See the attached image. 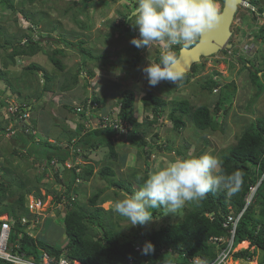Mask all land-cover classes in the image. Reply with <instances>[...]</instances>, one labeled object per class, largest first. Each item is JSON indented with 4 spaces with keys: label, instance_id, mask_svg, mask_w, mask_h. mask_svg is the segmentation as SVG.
Instances as JSON below:
<instances>
[{
    "label": "rangeland",
    "instance_id": "obj_1",
    "mask_svg": "<svg viewBox=\"0 0 264 264\" xmlns=\"http://www.w3.org/2000/svg\"><path fill=\"white\" fill-rule=\"evenodd\" d=\"M247 1L251 6H247ZM245 2L241 7L238 6L230 26L229 41L234 45L232 48L235 50V55L228 56L225 54L224 51L226 50L224 49L228 48L224 47L221 49L224 51L220 50L201 56V60L192 64L191 71L188 72L195 73L194 76H191L187 83L182 82L183 80L180 81L173 92L167 94L160 88L163 81L155 87H150L145 74L142 72V68L148 63L149 56L157 58L160 52L165 50L163 45L155 43L150 51L146 47L137 48L130 43L132 38L139 37V29L127 21L126 15L135 8L137 0H97L92 7L87 8L81 7L82 0H36L33 3L28 0H13L14 8L6 7L0 0V45L11 46L10 43H6V40L16 45L23 44L25 41L23 34L25 33H32L31 35L36 39L41 34L42 50L34 56H17L15 58L16 64H10L7 68L11 83L20 87L22 94L12 92L10 83L6 79L0 80V98H4L9 103V107L0 103V122L8 128L7 133L0 132V167L4 165L7 168H12V177L14 175L17 178L22 176L24 181L28 178L30 183L27 188L39 185L41 194L44 196L36 197L35 190L27 194L26 202L32 215L31 218L29 216L22 217V224L24 219L30 221V224L27 225L30 234H33L35 238L40 237L60 247L67 243L68 238L64 231L63 220L68 210L67 205L66 202L56 205L53 193L55 190L58 192L64 190V184L58 182V177L63 182L67 173L59 174L57 177L56 169L59 167L63 169L61 163H56L54 167L42 163L40 159L36 158V155H30L25 147L21 146V140L16 137L21 132L20 122L16 121L20 115H15L16 110L21 106L28 107L25 113L26 117L23 120L29 124H32V119L36 120L38 139H52L53 142H62L60 140L68 135L67 129L77 128L83 120H85L83 124H85L86 129L99 127L100 120L98 117L102 119L99 116L100 113L105 114L103 110H93L89 117L84 119L81 112L68 110L63 105L69 103L72 106H82V100L87 96L85 94H91L89 96L91 99L94 95H102L105 92L100 91L104 88L108 89V81H115L119 85L115 89L112 87L110 90H106L109 92L106 103L107 113L105 114L107 118L109 117L108 124L112 123L113 120L118 121L120 119L117 111L119 110L121 91L125 88L134 90L136 92L135 115L142 122L138 131L145 135L146 141L149 143L146 150L148 153L151 150L152 153L151 157L147 159L146 153H143V148L139 144L125 140V137L116 131L114 143L120 159L108 162L114 168L117 167L115 179L125 180L133 189L137 188L140 185L137 183L139 181L137 179L146 174L147 163L150 165L149 174L160 167L163 161L181 156V151L183 156L210 152L220 158L222 149L234 146L250 124L255 122L256 118L264 116V89L261 95H256L257 89H259L256 84L261 81L263 76L261 78L255 77L256 84L252 83L250 77L253 66L258 70L264 68V12L260 14L261 18L257 16V20H255L256 16L255 18L253 16V13L259 8H264V0H246ZM220 7L222 11L221 4ZM258 23L263 24L260 26L257 25ZM31 27L33 31L29 29ZM258 27H260V31H257ZM63 38L75 43L83 39L85 40L84 47L91 49L96 56H100V59H91L85 64V67L90 69L94 75L91 76L85 70L81 72L79 86L71 92L61 91L60 86L64 77L76 72L78 66L82 64L81 56L74 47H66V54L58 55L66 65L65 72L56 69L50 60V53L53 49L64 48V43L60 41ZM248 39L255 41L257 47L251 55L246 56L241 54V48ZM198 40L186 48H192ZM182 48L183 46L180 45L173 46L172 50L177 58L180 56ZM10 52L11 47H0V67H3L4 60L8 58ZM137 53L140 59L135 63L134 58ZM248 59L249 65L246 64ZM32 62L41 64L51 75L56 76L52 83V91L40 98L38 95L40 90L42 92V85H44V73L42 71L35 74L29 73L26 66ZM256 71L253 73L255 74ZM209 78L221 80V84L213 91L204 87ZM86 82L89 83L90 87L83 86ZM232 82H235L237 86L235 94L225 101L222 106L223 109L217 115L213 113L214 117L223 123V129L201 131L196 128L191 119L186 120L185 127L176 129L173 121L168 118L173 105L184 99H188L193 107L208 105L214 112L221 93L228 89L225 84L229 85ZM5 91L7 94L4 93ZM34 91L36 92L33 94ZM149 91L158 96H163L168 101V106H164L162 119L154 124L150 121L155 120V116L144 107L143 102V97ZM113 92L117 94L115 95ZM8 94L10 95L8 96ZM31 94H33L32 97L26 96ZM21 101L23 105H20ZM30 103H33L35 107L29 106ZM225 108H228L227 112ZM29 116L30 119H27ZM128 127L130 133L132 127L130 125ZM82 132H86V130ZM156 133L159 134L158 138L154 137ZM159 145L163 147L161 150L157 148ZM107 153L108 148L101 145L96 151L88 152L87 158L79 154L75 158L73 157L72 160L74 161L70 160V162L73 166H77L86 164L88 161H94L97 163L96 172L102 167L101 164L106 160ZM99 177L97 175L93 180L79 185L82 191L74 196L77 203L80 202L87 208H93L89 203V197L98 189L108 185L111 180V178H104L105 181ZM17 187L16 183L12 185L11 190L14 191V194L4 200L0 207L3 205L10 206L8 204L18 198L20 190ZM113 188L104 191L103 198L105 197L106 200L100 198L97 207L102 206L107 211H113L114 202L126 195L122 192L117 194ZM115 194L119 196L116 197ZM162 211L165 212L163 209L159 210L157 217H154L153 221L148 222L147 225L127 227H124L128 223L127 219L113 211L114 216L111 219L113 233L115 236L121 237L124 233H133L132 231L135 229L147 232L150 228H159L161 225L178 222L187 210L183 208L178 214H165L161 213ZM3 217L5 218L6 214H3L0 219ZM247 247L249 246L247 245ZM236 248L242 249L244 247L239 248L238 245ZM175 259L176 263L191 264L195 258L185 262L180 260L179 253H177ZM253 261H256V264H264V251L258 248ZM1 262L2 264L7 263ZM236 262L248 264L252 261L247 263L234 257L228 259V264H236ZM76 263L79 264L80 262L76 261Z\"/></svg>",
    "mask_w": 264,
    "mask_h": 264
},
{
    "label": "trees",
    "instance_id": "obj_2",
    "mask_svg": "<svg viewBox=\"0 0 264 264\" xmlns=\"http://www.w3.org/2000/svg\"><path fill=\"white\" fill-rule=\"evenodd\" d=\"M1 1L6 7L14 8L13 0ZM28 1L33 3L36 0ZM96 1L97 0H82L81 7H92ZM263 12V7L255 11L253 13L254 18L256 16L255 20H257L258 14ZM114 26L117 27V25ZM29 29L33 31L32 27ZM31 34H23V37H25L23 44L16 45L15 43L6 40V43H10L11 46L6 44L0 45V47H11V52L8 54V58L4 60L3 67H0V80L6 79L10 83L9 86L11 91L17 92L19 95L22 94L21 88L16 87L11 83L7 68L10 64H16L15 58L17 56H34L42 50V42L40 41L41 34L37 39ZM60 41L64 43V48H55L50 53V60L56 69L61 72H65L66 70L65 63L58 56L59 54H66V47H74L82 59V64L78 66L77 71L70 73L68 77H64L60 86V90L63 92L75 91L79 86V75L81 72L85 70L91 76L94 75L90 69L85 67V64L91 59H100V56H96L91 49L84 47L85 40L83 39L78 43L65 38ZM224 53H227V50L224 51ZM139 59L140 56L137 53L134 58L135 63ZM242 61L244 62L243 59ZM247 61H249V59L246 60V64L249 65L250 62ZM127 62L130 63L129 60H127ZM254 67L255 66H253V70L250 71L252 83L256 84L255 77L261 78V76H263L261 81L256 84L259 88L257 89L256 95L259 96L264 89V68L258 70ZM26 70L29 73L34 74L39 71L44 73V85H42V92L40 90L38 95L39 98L44 96L47 92L52 91V83L55 81L56 76L51 75L37 62H32L27 65ZM253 71H256L255 74ZM261 73H263V75H261ZM194 74L186 73L182 82L187 83L190 80V77L194 76ZM108 82V89L104 88L100 91L107 94L103 93L102 95H94L92 99L89 97L91 94H85L87 96L82 100L83 106L82 108L79 107L80 110L77 109V106H72L69 103H65L63 106L68 110L81 112L84 119L89 117L90 107L91 109L98 107L97 109H102L103 113L106 114V103L109 93L106 90H110L112 87L115 89L116 86L119 85L115 81ZM179 83L175 85L171 82L163 81L160 88L164 93L171 94ZM220 84L221 80L209 78L204 87L213 91L214 88L218 87ZM83 86L86 88L88 86L90 87L88 82L83 84ZM225 86H227L228 89H225L226 93H221L214 108V112H212L210 107L205 104L193 107L188 99L180 100L174 104L170 109L168 116L173 121L175 128L180 129V127H185L187 123L186 120L191 119L196 128L201 131H217L223 129V123L218 121L213 113L217 115V113L223 109L222 106L225 101L232 97L237 89L235 82H232V84L229 85L225 84ZM36 91H34L33 94ZM4 93L7 94L6 91ZM113 93H115V95L117 94L116 92ZM33 94L26 96L32 97ZM9 95L10 94H8V96ZM0 100L1 105L9 106V103L6 102L4 98H0ZM143 102L145 108L155 115V120L150 121V123L153 124L158 121V116L164 112V106H168V101L163 96H158L151 91L146 93ZM135 104L136 92L129 88L122 90L119 99V118L121 121L127 122L132 127V132L128 135L129 141L139 144L143 148V153H146L148 157L147 159H149L151 150L148 153L146 147L149 143L145 141L144 135L140 134L138 131L142 122H140L135 115ZM20 105H23L22 101ZM30 105H33V103H30L29 106ZM33 107L35 106L33 105ZM25 111H27V107L21 106L15 115H20V112L25 113ZM225 111L227 112L228 108H225ZM16 119L20 122V128H22L21 132L16 136L21 140V146H24L30 155H36V158L40 159L42 163H46L47 165L53 167L56 163L65 165L67 160H72L73 157L75 158L76 155L79 154L87 158L89 150L97 149L101 145H105L109 149L106 154L107 158L105 157L106 160L120 159V155L117 152L114 143L115 130L111 126L90 127L86 129V132H82L85 130V124H83L85 120H83V122L75 129L69 128L68 130L66 128L68 135L66 138H63V140H65L64 142L62 139L60 140L63 142L62 143L57 141L53 142L52 139H38L36 135V133H38V126L35 119L31 120L32 124H29L23 119H19V116ZM7 131V126L2 125L0 122V132L5 134ZM157 148L161 150L163 147L159 145ZM80 149H82V151L78 152ZM16 152L18 151L16 150ZM180 154H183L182 151ZM219 159L221 160V166L226 173L230 174L234 171H239L242 174L243 182L239 190L230 197L223 191L216 194L209 193L203 201L185 206L184 208L187 211L178 222L161 225L158 229L150 228L147 232L135 229L132 231L133 233H124L121 237L114 235L113 226L111 225V219L114 216L113 211H107L102 206L97 207L99 199L103 198L104 191L111 186L117 188L115 191L117 194L122 191L126 192L127 195L132 193L133 188L127 184L125 180L115 179L116 172L110 165L103 164L98 173L95 172L97 163L94 161H88L86 164H79L70 168L67 166L63 169L60 167L58 169L55 168L57 171V177L59 174L67 173L66 179L63 182L58 177V182L64 184V190L61 192L55 190L53 192L56 199V205L61 203L65 197L71 200L72 195H76L82 191V188L79 186L81 183L89 182L97 177V175L103 179L111 178L108 186L98 189L97 192L89 197V203L93 208H87V206L81 205V203H77V201H71V203L68 202V210L63 219L65 227L64 231L66 232L68 241L64 246L60 247L54 245L40 237L35 238V236L30 234L27 230V225L30 224V221L25 225L22 224V217L29 216V218H31L32 215L26 202L27 194L35 190L36 197L44 196L41 194L39 185L27 188V185L30 183L28 178L24 181L22 176H18L17 178L13 174L14 176L12 177V168H7L4 165L0 167V204H2L4 200H7L10 195L14 194V191L11 190L13 184L16 183L18 186L17 189L20 191L18 198L11 204H8L10 206L3 205L0 207V215L9 213L10 217L12 216L16 219V224L12 232V239L14 241L19 240L21 245L20 250L25 251L30 255H34L38 262H42L43 254L48 252L53 259H59L61 256H64L70 261L79 260L82 264H145L147 262L152 264L173 260L174 254L178 252L180 260H184L185 262H188L191 258L199 257L210 264L219 254L221 250L220 248H223L224 245L226 246L224 243L221 246L214 243L210 240L211 236H227L230 234L228 232V227L224 226V222L229 214L232 213L237 215L244 209L246 204L245 198L251 185L257 183L264 171V116L256 118V121L250 124L234 146H231L228 149H222ZM122 162H124V160H122ZM147 164L148 168L146 169V174L137 179L139 180L137 181L139 183H141V181L148 175L150 165L149 163ZM13 180L15 183L12 182ZM104 180L106 181V179ZM117 194H115L116 197L119 196ZM103 200H105V198H103ZM158 212L159 210L153 213L154 217H157ZM161 213H164V211ZM20 231L23 232L22 237L19 236ZM245 240L250 241L251 246L234 252L233 256L235 259H254V256L258 252V248L264 251V180L259 186L254 200L246 209L238 223L234 241L235 246L239 244V248L247 247L249 242ZM147 241H151L154 244V252L144 255L142 252L136 251L135 246L137 243L141 242L144 245ZM163 248H173L174 251L172 254H162ZM131 258L133 259L132 263L130 261ZM0 264H2L1 261ZM5 264L11 263L7 262ZM236 264H239V262H236ZM248 264H256V261H252Z\"/></svg>",
    "mask_w": 264,
    "mask_h": 264
},
{
    "label": "clouds",
    "instance_id": "obj_3",
    "mask_svg": "<svg viewBox=\"0 0 264 264\" xmlns=\"http://www.w3.org/2000/svg\"><path fill=\"white\" fill-rule=\"evenodd\" d=\"M245 1L246 0H242V5L246 3ZM247 6H251L249 2ZM258 16L259 18H261L260 14H258ZM126 19L133 27H138L139 29V37H134L130 41L133 46L137 48L146 47L151 51L155 43H161L165 49L160 52L157 58H152V56H149L148 63L142 68V72L146 76L148 85L150 87H155L161 81H168L176 85L184 79L186 73L182 69L177 67L178 58L172 50L173 46L180 45L183 47H187L191 45L192 42L198 40L205 31L219 24L221 21V7L218 3V0H137L135 8L126 15ZM262 24L258 23L257 25L262 26ZM257 31H260V27H258ZM253 42L255 43V41ZM25 113L20 112L19 119H24V117H26ZM163 114L164 113L158 116L157 122H160V120L162 119L161 116ZM108 118L107 120H102L103 117L102 119L98 117V120H100L99 127L111 126L113 127L115 132H120L121 135L125 137V140L129 141L128 135L132 132L131 130V132L129 133V124L121 120H113L112 123L108 124ZM27 119H30V116ZM154 137L158 138L159 134L155 135ZM154 143L156 144V141H154ZM102 146L107 147L105 145ZM96 150L97 149H91L88 152ZM81 151L82 149L78 150V152ZM113 160L116 159H107L101 165H109L108 162H111ZM67 161L68 162H66L65 165L61 164L63 165V168L65 166H69V168L73 166L70 160ZM221 164L222 162L218 158V156L210 152H204L199 155L186 156H183V154H181V156L179 157L165 160L162 162V165L160 167L151 171L141 181V183L137 182L140 185L137 188H134L131 194L127 195L126 192L121 191L126 195L114 202L113 211L114 213H118L121 217L127 219L128 223L124 227L143 226L148 222L153 221V213L157 210L163 209L165 210V214H178L180 210L185 206L191 203H199L203 201L209 193L216 194L223 191L227 196L230 197L234 195L241 187V184L243 182L242 174L239 171H234L230 174L226 173L223 170ZM114 170L115 172H117V167L114 168ZM263 174L264 171L257 183L252 185L258 184L259 188L264 180V178L262 179ZM111 188L113 187H110L109 189ZM113 189L116 190L117 188L114 187ZM74 196L75 195L71 196V200L64 196L65 198L63 197L64 200H62L61 203L66 202L67 205L68 202H76ZM4 214H6V217L0 219V224L4 221H8L11 224V231L8 242L11 245H18V247L14 248L15 254L23 256L26 260L33 264H58L61 259H65L71 264H75L76 261H79H70L64 256H61L59 259H53L48 252H45L43 254L42 262L36 261V257L34 255H30L27 252L20 250L21 245L19 243V240L14 241L12 239V232L16 224V219L12 216L10 217L9 213ZM2 215H0V217ZM27 222H29V220H26L25 223L23 222V225H25ZM228 232L230 234L227 236H211L210 240L214 243H217L219 246H221L223 243L227 246L229 242L232 241V251L228 256L229 259L230 257H234V252H237L241 249L236 248L239 244L235 246L234 241L236 233L234 237L231 238L232 234L230 232V227H228ZM19 236H23L22 231L19 232ZM214 237L222 238V240L214 241ZM248 242V246L250 247L251 243L250 241ZM226 246L224 245L223 248H220V252ZM137 247L140 248L138 249ZM135 249L138 252H142V254L144 255H148L155 251V246L151 241L145 242L144 245L139 242L136 244ZM173 251V248H163L162 254H172ZM177 253L174 254L173 260L161 261L152 264L176 263L175 257ZM241 260L248 263L253 261L254 259L246 260L241 258ZM0 261L17 264L3 258L2 256H0ZM130 261L132 263L133 259L131 258ZM225 261L226 253H220L217 255L212 264H225ZM79 264L82 263L80 262ZM145 264L151 263L147 262ZM195 264H208V262L201 259L196 260Z\"/></svg>",
    "mask_w": 264,
    "mask_h": 264
},
{
    "label": "water",
    "instance_id": "obj_4",
    "mask_svg": "<svg viewBox=\"0 0 264 264\" xmlns=\"http://www.w3.org/2000/svg\"><path fill=\"white\" fill-rule=\"evenodd\" d=\"M242 0H224L221 21L215 27L205 31L199 41L192 47L181 49L177 67L185 73L191 71L192 64L199 62L201 56L215 53L224 47L231 49L234 45L229 41L230 26Z\"/></svg>",
    "mask_w": 264,
    "mask_h": 264
},
{
    "label": "built area",
    "instance_id": "obj_5",
    "mask_svg": "<svg viewBox=\"0 0 264 264\" xmlns=\"http://www.w3.org/2000/svg\"><path fill=\"white\" fill-rule=\"evenodd\" d=\"M249 40L250 39H248V41L244 45H242V48H241V54H245L246 56L251 55L256 49V44L253 42V40H250V41ZM226 50H227V53H225V54H227L228 56H232V55L234 56L235 55L234 54V51H235L234 48L226 49ZM116 126H118V125H116ZM263 178H264V174L262 176V179ZM257 188H258V184L252 185L250 187L249 192L247 193L246 198H245L246 204H245L244 209L240 213H238L237 215H234V214L228 215L227 220L224 222V226L230 227V232L232 234L231 238H233L235 233H236L237 225H238L239 221L241 220V217L243 216L244 211L246 210V208L250 205V203L255 198ZM23 222L25 223L26 219H24ZM0 228H1V231H0V256H2L3 258H5L11 262L17 263V264H33V263L29 262L28 260H26L23 256H20V255H17L14 253V248L18 247V245L9 244L8 238H9L10 231H11V224L8 221H4L0 224ZM213 239H214V241L222 240V238H219V237H214ZM137 248L139 249L140 247H137ZM231 251H232V241H230L229 244L220 252V253H226L225 264H227V262H228V256L230 255ZM196 260H201V259L195 258L193 260V263H191V264H195ZM58 264H71V263H69L65 259H61ZM75 264H77V263H75ZM171 264H180V263H171ZM210 264H212V263H210Z\"/></svg>",
    "mask_w": 264,
    "mask_h": 264
},
{
    "label": "bare ground",
    "instance_id": "obj_6",
    "mask_svg": "<svg viewBox=\"0 0 264 264\" xmlns=\"http://www.w3.org/2000/svg\"><path fill=\"white\" fill-rule=\"evenodd\" d=\"M263 20H264V18H263ZM82 106H83V105H82ZM82 106H79V105H78V106H77V109L80 110L79 107L82 108ZM97 108H98V107H97ZM97 108L94 107V108L91 109V107H90V108H89V112H92L93 110H94V111L102 110V109H97ZM117 112H118V114H119V112H120V107H119V110H118ZM109 113H110V112H109ZM99 116H102V117H103L102 120H107V116H106L105 114L100 113ZM253 200H254V199H253Z\"/></svg>",
    "mask_w": 264,
    "mask_h": 264
},
{
    "label": "flooded vegetation",
    "instance_id": "obj_7",
    "mask_svg": "<svg viewBox=\"0 0 264 264\" xmlns=\"http://www.w3.org/2000/svg\"><path fill=\"white\" fill-rule=\"evenodd\" d=\"M218 2L221 4L222 9H223V7H224V0H218ZM241 5H242V3L239 4V7H241ZM255 43H256V42H255Z\"/></svg>",
    "mask_w": 264,
    "mask_h": 264
},
{
    "label": "crops",
    "instance_id": "obj_8",
    "mask_svg": "<svg viewBox=\"0 0 264 264\" xmlns=\"http://www.w3.org/2000/svg\"><path fill=\"white\" fill-rule=\"evenodd\" d=\"M100 178V177H99ZM65 245V244H64Z\"/></svg>",
    "mask_w": 264,
    "mask_h": 264
}]
</instances>
